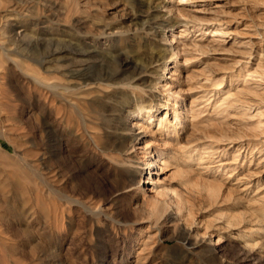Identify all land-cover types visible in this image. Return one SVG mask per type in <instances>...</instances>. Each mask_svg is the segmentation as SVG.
I'll return each mask as SVG.
<instances>
[{"label":"rangeland","instance_id":"374dc122","mask_svg":"<svg viewBox=\"0 0 264 264\" xmlns=\"http://www.w3.org/2000/svg\"><path fill=\"white\" fill-rule=\"evenodd\" d=\"M185 6L196 22L214 21L226 32L217 36L222 39L220 51L202 56V65H194L197 70L204 63L209 67L192 81V86H199L186 99L210 93L217 105L225 100L220 104L226 118L222 136L209 133L207 141L223 143L220 146L224 148L233 139L240 159L257 163L258 151L264 150V129L258 133L261 138L254 135L264 124V77L254 75L257 65H264V0H195ZM80 8L86 14H81ZM131 14L128 0H0V264H206L186 244L189 232L165 217L167 194L139 191L141 179L131 186L122 166L100 150L102 141L96 129L101 119L95 107L89 105L87 120L79 118L69 106L59 108L55 95L47 100L43 90L32 85L34 73L59 77L55 67L47 63L54 58L47 60V56L62 47L63 30L76 34L77 20L85 17L118 30L128 27ZM16 32H21V37H15ZM106 36L94 38L103 45ZM195 36L192 33L189 39ZM104 58L99 62L105 68L115 66L113 59ZM205 79L222 80L221 93H212L213 82L205 83ZM232 101L248 105L252 114H241L242 121L236 108L225 109ZM50 102L56 105L48 111ZM231 114L238 115V120ZM48 117L54 139L50 143L43 131ZM251 117L257 118L251 121ZM145 138L139 136L136 143ZM138 152L132 153V163L143 160ZM234 154L235 150L229 149L223 160L230 163ZM35 155L45 161L37 165ZM258 181H253L255 187L251 185L246 193L241 191L243 185L239 192H229L233 186L227 184L218 203L210 199L205 187H194L182 176L168 178L163 188L176 202L170 204L172 213L176 212L175 204L185 213L192 212L184 227L193 228L194 238L209 245L210 235L204 234L222 226V264H264V249L246 248L241 232L245 229H230L227 218L219 216L222 207L224 213L241 215L245 220L253 216L254 221L264 222L259 210L264 206V174ZM252 197L255 204L249 201Z\"/></svg>","mask_w":264,"mask_h":264},{"label":"bare ground","instance_id":"6f19581e","mask_svg":"<svg viewBox=\"0 0 264 264\" xmlns=\"http://www.w3.org/2000/svg\"><path fill=\"white\" fill-rule=\"evenodd\" d=\"M192 1L195 0H128V8L132 14L127 23L131 26L129 24L126 28L119 27L122 30L104 26L101 21L92 18L80 17L81 19L76 22V34L63 30L62 47L48 53L47 60L54 59L47 63L50 68L55 67L59 77H46L34 73L31 79L33 86L43 90L47 100L55 95V99L60 100L57 103L59 108L65 104L75 110L79 118L87 120L88 107L94 106L95 114L101 119L100 128L96 129L102 141L100 150L122 166L130 178L131 186L137 185L141 179L139 191L157 196L167 194L169 199L164 203L167 220L176 222V227L189 232L186 244H189L200 257L202 256L206 264H222L220 261L222 226L216 225L212 227V231L204 234L206 237L210 235L212 243L209 245L199 238H194L193 228L184 227L189 217L193 216L192 212L185 213L179 204H175L176 212L172 213L170 204L176 202L163 187L168 178L182 176L194 187L200 185L205 187L210 199L218 203L222 200L225 189L227 190V184L233 186L229 192H239L241 185L242 192H247L251 185L255 187L254 182L260 180L264 174V150L258 151L257 163L245 162L240 159V150L233 148L236 144L233 139H228L233 142L224 148L220 146L223 143L207 141L209 133L222 136V122L226 118L220 104L225 103V100L217 105V101H213L215 95L212 94L214 91L216 94L221 93L219 87L222 86V80L205 79V83L213 82L215 89L210 90L212 96L208 93L190 98L191 100L186 99V96L195 92L199 86L196 84L192 86V81L209 67L208 63H204V67L197 70L194 69V65L202 63V56L220 51L222 39H218L217 36L223 37L226 34L220 29L222 26L220 23L201 20L196 22V16L190 14L191 9L187 10L185 6ZM79 10L81 14H86L83 9ZM20 33L16 32L15 37H21ZM192 33H196L197 36L189 39ZM106 34L108 37L106 36L103 45L94 38ZM82 37L85 40H81ZM57 56L60 57L56 58ZM101 57L113 59L115 66L105 68L102 62H99ZM11 60L17 61L15 57ZM262 64L260 62L257 65L254 75L257 78L264 77ZM170 70L172 73L168 76L167 72ZM154 78L161 81L156 83ZM228 95L226 98L230 99ZM158 96L160 98L157 101L148 100L149 97L154 99ZM50 104L48 111L56 105L55 102ZM228 106L224 105L225 109L236 108L237 114L244 116L252 111L248 105L233 101ZM57 112L58 115L63 113L60 110ZM206 113H209L207 117L204 115ZM236 116L238 120L236 114L231 117L235 119ZM244 116L240 118L242 121ZM65 118L67 117L63 115L62 119ZM255 118L257 117L251 121ZM43 127L46 140L49 143L53 142L50 117L45 119ZM263 127L264 124L262 126L261 123L256 133L252 132L255 137H259L258 133L260 129H264ZM201 135L203 137L199 138ZM139 136L146 137L143 143H136ZM184 142L187 145H184ZM229 149L235 150L230 163L223 160ZM136 150L139 151V159L143 160L132 163L131 156ZM34 159L37 165L45 161L38 155H35ZM244 167H247L246 173L242 174ZM50 172L52 173V170ZM238 199L241 201V198ZM254 200L252 197L249 201L254 203ZM155 210L157 214L158 207ZM259 210L263 211L264 216V206ZM219 216L220 219L227 218L226 222L230 229L234 227L245 229L241 232L246 248L252 251L264 249L263 221H254L255 218L250 215V218L245 220L241 215L224 213L222 207ZM195 228L198 229L197 226ZM258 239L260 241L255 244Z\"/></svg>","mask_w":264,"mask_h":264}]
</instances>
